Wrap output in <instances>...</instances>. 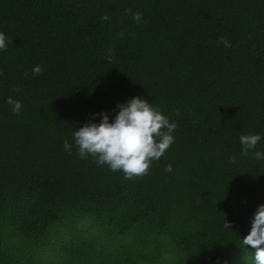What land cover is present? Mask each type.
Returning <instances> with one entry per match:
<instances>
[{"label": "trees", "instance_id": "trees-1", "mask_svg": "<svg viewBox=\"0 0 264 264\" xmlns=\"http://www.w3.org/2000/svg\"><path fill=\"white\" fill-rule=\"evenodd\" d=\"M0 32V264H254L240 245L264 204V0H0ZM136 96L177 127L125 179L73 134Z\"/></svg>", "mask_w": 264, "mask_h": 264}, {"label": "clouds", "instance_id": "clouds-1", "mask_svg": "<svg viewBox=\"0 0 264 264\" xmlns=\"http://www.w3.org/2000/svg\"><path fill=\"white\" fill-rule=\"evenodd\" d=\"M126 13L131 14L135 22L142 21V13L129 8ZM108 20L107 14L102 16ZM123 36V33H121ZM11 41L0 32V50H7ZM219 42L225 47H231V42L221 36ZM108 59H112V49L108 50ZM42 66L32 69L33 75L42 72ZM13 91H20L14 88ZM12 105V111L19 113L22 102L12 97L6 101ZM118 113L110 122L108 113H101L99 123L89 122L79 127L73 134L78 154L81 158L91 155L98 165H107L111 171H122L125 179L142 178L149 173L153 160H158L174 143L173 132L177 124L170 122L158 107H154L148 100L139 96L132 97L125 103L118 104ZM179 115V110H177ZM241 154L247 156L249 150L256 148L261 140L259 134L241 135ZM64 149L71 152L72 145L65 139ZM254 158L264 159V151H255ZM231 157V162H235ZM165 171L171 172L172 165L166 166ZM225 228L231 229V223L226 221ZM241 247L254 250V264H264V204H260L251 221L250 232L242 238Z\"/></svg>", "mask_w": 264, "mask_h": 264}]
</instances>
